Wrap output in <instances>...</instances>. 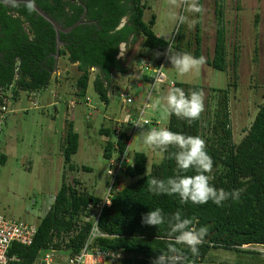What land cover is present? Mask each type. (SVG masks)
<instances>
[{
	"label": "trees",
	"instance_id": "obj_1",
	"mask_svg": "<svg viewBox=\"0 0 264 264\" xmlns=\"http://www.w3.org/2000/svg\"><path fill=\"white\" fill-rule=\"evenodd\" d=\"M34 2L63 27L71 26L86 12L84 22L69 32L59 33L61 45L58 57L65 56L79 71L74 82L75 90L72 91L76 96L85 95L90 72L94 70V89L102 101H107L114 75L128 73V63L124 57L118 58V45L121 43H129L132 47L140 41L139 53L144 47L166 53L172 40L153 31L154 14L147 21L144 20V12L148 8L146 0ZM25 5L23 2H0V104L6 106L3 122L8 114V99L14 101L22 93L30 94L47 86L58 69L53 26L36 11L30 13ZM124 18L126 20L120 25ZM214 18L213 52L205 62L218 71H224L228 62L223 5L214 4ZM257 22L256 18L255 26ZM193 38L187 39L189 53L201 57L199 29L194 32ZM232 54L231 64L235 68L236 52ZM161 63L162 57L148 55L143 67ZM142 78L148 85L152 81L145 70ZM175 88L190 94L194 90L201 92L202 86L175 81L171 90ZM262 98L253 120L237 142L232 138L226 89L220 90L212 120L201 114L199 120L188 124L174 114H169L167 124L163 125L173 132L199 136L206 141V150L214 161L211 183L216 188L226 191L243 189L239 201L229 199L222 206L211 201L202 205L190 202L183 204L178 196L150 193L147 183L150 179L156 177L166 180L177 174L175 160L169 159L168 153L159 156L154 152V159L147 169V153L142 150L129 152V141L138 127L132 124L130 131L113 127L114 139L110 129L100 128L99 132L109 137L103 145V158L109 163L110 160L116 162L118 156L126 152L128 163H124V169L114 175L107 173L110 180L104 188L112 183L111 204L102 207L97 219V227L105 235L94 237L88 251L99 248L120 253V257L106 264H152L158 254L166 252L168 241L167 225L157 228L141 222L143 214L156 208L162 209L166 216L180 211L184 217L193 220L194 227H208V235L198 256H192L184 248L187 253L184 264L203 261L210 249L251 252L242 246L264 245V92ZM78 147L79 133L74 128L73 120H67L61 141L64 171H76L72 156ZM115 152L118 155L112 159ZM5 159V155L0 152V163H4ZM82 167L89 169L87 166ZM99 201L97 194L82 189L75 178L68 181L66 174H63L53 201L35 223L33 242L30 245L11 244L8 250L11 263L33 264L45 252L60 257L78 254L89 236Z\"/></svg>",
	"mask_w": 264,
	"mask_h": 264
},
{
	"label": "rangeland",
	"instance_id": "obj_2",
	"mask_svg": "<svg viewBox=\"0 0 264 264\" xmlns=\"http://www.w3.org/2000/svg\"><path fill=\"white\" fill-rule=\"evenodd\" d=\"M199 2L203 11L195 17L198 23L194 29H189L187 25L177 28L169 20L168 0H146L148 8L143 18L147 21L152 14L155 15L153 31L169 40L172 38L169 46L175 52L189 53L187 39H194L195 29H199L201 56L206 61L212 56L215 39L214 4L223 5L228 62L224 71H218L205 62L198 73L181 76L166 53L144 47L140 51L141 55L138 51L139 41L132 46V52L125 53L128 76L118 73L114 75L121 80L116 85L115 92L107 95V101H102L94 89L95 71L90 72L85 95L73 94L72 89L79 71L65 56L57 57L58 69L47 86L30 94L22 93L17 100L8 99V114L5 122L0 123V152L6 157L5 162L0 163L1 214L36 223L53 201L63 174H66L68 181L75 178L82 189L93 191L101 198L105 183L110 180L106 172L109 162L102 154L104 142L109 137L102 135L99 129H110L113 139V127L130 131L132 122L125 121L129 118L135 120L137 117L140 106L139 88L146 85L141 79L148 55L162 57L163 71L167 76L174 77V81L202 86L205 106L202 115L210 117V120L217 108L220 90L226 89L232 138L235 142L239 141L263 101L264 0ZM256 18L258 22L255 26ZM192 49L193 46L190 52ZM232 52H236L237 57L235 68L231 64ZM156 53L160 55L157 56ZM127 77L129 82L125 84ZM160 85L154 86L150 96L151 105L149 104L145 113V117L151 119L150 124L144 125L143 129L138 127L129 144V152L142 150L147 153V169L154 159V151L142 143L143 131L148 128H164L169 115L165 108V98L171 90H161ZM110 89L108 93H111ZM121 93L125 98L120 97ZM127 98L131 101L128 102ZM157 102L159 107L154 110L153 105ZM67 120H73L74 128L79 133V147L72 156V162L77 166L73 173L64 171L61 152ZM128 154L130 157L131 154ZM117 155L115 152L112 159ZM82 166L89 169H83ZM259 248L264 247L252 245L247 248L251 252L210 249L203 261L185 264H264V251ZM54 261L56 264L64 262L58 255H55ZM91 261L92 259L89 260Z\"/></svg>",
	"mask_w": 264,
	"mask_h": 264
},
{
	"label": "clouds",
	"instance_id": "obj_3",
	"mask_svg": "<svg viewBox=\"0 0 264 264\" xmlns=\"http://www.w3.org/2000/svg\"><path fill=\"white\" fill-rule=\"evenodd\" d=\"M27 10L35 11L34 0H27ZM169 20L177 26L187 25L194 29L198 23L195 18L203 11L199 0H168ZM120 52L118 58H123L127 48L123 43L118 45ZM157 56L160 53H156ZM168 60L181 76L198 73L205 64V58L195 57L191 53L172 51L170 46L166 50ZM175 83V81H174ZM172 87V86H170ZM165 108L168 113L185 120L188 124L199 120L204 111V96L200 91H192L186 94L182 89H172L166 96ZM159 107V102L153 105L154 110ZM136 127L143 129L150 121L141 115L138 119L129 118ZM142 133V132H141ZM142 143L147 145L157 155L169 154V159H174L177 174L165 179L153 177L148 183V191L154 195L178 196L181 203L194 205L206 204L209 201L217 206H222L225 201L231 199L239 201L243 189L226 191L216 188L213 180L214 161L207 152L206 141L199 136H186L179 132H173L167 128H156L143 131ZM174 149V151H170ZM193 173L192 175H180V173ZM110 203V200H108ZM142 224L154 226L167 225L168 241L167 250L152 261V264H184L187 253L198 256L200 247L208 235V227H194L191 218L184 217L180 211L171 216H166L162 209L156 208L142 215Z\"/></svg>",
	"mask_w": 264,
	"mask_h": 264
},
{
	"label": "built area",
	"instance_id": "obj_4",
	"mask_svg": "<svg viewBox=\"0 0 264 264\" xmlns=\"http://www.w3.org/2000/svg\"><path fill=\"white\" fill-rule=\"evenodd\" d=\"M145 71H147L148 75L152 78V81L149 83L148 90L146 91V95L143 100L140 102V106L138 107L139 111L136 119H138L141 115L144 119L150 120L145 117V113L150 104V96L153 92V88L156 84H167L168 86L174 85V80L168 78L166 73L163 71V63L158 66L145 65L143 67ZM121 98H125L124 94H120ZM130 102V98L126 99ZM5 101V99H4ZM151 105V104H150ZM6 106L4 103L0 104V122H3L5 117ZM135 119V120H136ZM132 139H130L129 144ZM128 144V146H129ZM118 161L114 162L110 160L109 169L107 173L110 175H114L119 171L124 169V163H128V159L126 157V152L122 155L118 156ZM111 184H108L103 192L100 201L96 206V213L94 223L90 229L89 236L84 246L81 248L80 252L75 255L64 257V262L62 264H95L97 262H105L109 263L115 260V258L120 257V253L108 252L107 250H102L99 248H94L92 252L88 251V246L92 242V239L96 236L105 235L101 231H99L97 227V219L100 210L104 205L108 206L111 204ZM110 200V203L108 202ZM36 233V224L34 222L30 223L24 220H18L11 217H6L5 215L0 213V264H12L10 258L8 256V250L12 243H20L22 245H30L33 242V238ZM252 245L245 244L242 247L248 248ZM264 247V245H259ZM258 249V248H257ZM260 249V248H259ZM264 251L263 249H260ZM55 255L52 252H45L38 261L33 264H56L54 261ZM92 259L91 262L89 260Z\"/></svg>",
	"mask_w": 264,
	"mask_h": 264
},
{
	"label": "water",
	"instance_id": "obj_5",
	"mask_svg": "<svg viewBox=\"0 0 264 264\" xmlns=\"http://www.w3.org/2000/svg\"><path fill=\"white\" fill-rule=\"evenodd\" d=\"M1 3L4 4H13V3H17V2H23V3H27V0H0ZM35 3V2H34ZM35 11L37 14H39L40 16H42L45 20H47L54 28L55 33H56V58L58 57V49L61 45V41L59 38V33L60 32H69L70 30H72L75 26L81 24L83 21V18L86 14V12H84L80 19L77 20L74 24H72L69 27H63L62 25H60L54 18H52L46 11H44L41 7H39V5H37L35 3ZM124 23V20L121 21L120 25H122Z\"/></svg>",
	"mask_w": 264,
	"mask_h": 264
},
{
	"label": "crops",
	"instance_id": "obj_6",
	"mask_svg": "<svg viewBox=\"0 0 264 264\" xmlns=\"http://www.w3.org/2000/svg\"><path fill=\"white\" fill-rule=\"evenodd\" d=\"M124 21L126 20V18H124L123 19ZM126 47H128L127 48V51H126V53L128 54V53H130V52H132V51H130V50H132V47H131V45L129 44V43H123ZM124 57V59H125V55L123 56ZM73 66L75 65V64H72ZM92 71H94V70H92ZM59 73V72H58ZM58 73H57V75H58ZM122 75V74H121ZM127 76H128V74H126ZM123 76V75H122ZM168 78H170V79H173L174 77H169L168 76ZM115 79H117V78H115L114 77V79H113V83L111 84V86H110V91H111V93H108V94H113V92H115V89H116V85H119V83H120V80H121V78H119L118 77V79L117 80H115ZM127 81L125 82V84L126 83H128L129 82V78L127 77V79H126ZM142 81H144V79L142 78L141 79ZM177 81V80H176ZM144 83L146 84L145 85V87H144V85L142 86V87H140L139 89H140V100H139V103H140V101H142L143 100V98L145 97V95H146V91L148 90V82L147 81H144ZM125 86V88H127V85H124ZM160 89L161 90H171V87L170 86H168V85H160ZM73 91L75 90V88L74 89H72ZM141 95H142V97H141ZM75 102H77V100H75ZM70 104V103H69ZM63 259H64V257L65 256H61ZM97 263H99V262H97ZM97 263H95V264H97ZM103 263H105V262H103ZM100 264V263H99ZM106 264V263H105Z\"/></svg>",
	"mask_w": 264,
	"mask_h": 264
},
{
	"label": "flooded vegetation",
	"instance_id": "obj_7",
	"mask_svg": "<svg viewBox=\"0 0 264 264\" xmlns=\"http://www.w3.org/2000/svg\"><path fill=\"white\" fill-rule=\"evenodd\" d=\"M196 30V29H195ZM200 31H201V29H200ZM201 36V35H200ZM214 42H215V39H214ZM200 46H201V37H200Z\"/></svg>",
	"mask_w": 264,
	"mask_h": 264
}]
</instances>
